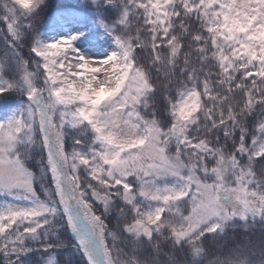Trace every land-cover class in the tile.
Segmentation results:
<instances>
[{"label": "snow or ice", "instance_id": "6c2138e0", "mask_svg": "<svg viewBox=\"0 0 264 264\" xmlns=\"http://www.w3.org/2000/svg\"><path fill=\"white\" fill-rule=\"evenodd\" d=\"M46 3L0 0V264H257L264 0H84L103 59Z\"/></svg>", "mask_w": 264, "mask_h": 264}, {"label": "rangeland", "instance_id": "374dc122", "mask_svg": "<svg viewBox=\"0 0 264 264\" xmlns=\"http://www.w3.org/2000/svg\"><path fill=\"white\" fill-rule=\"evenodd\" d=\"M74 36L78 37L74 43L77 50L93 59L105 58L114 47L111 39L100 25L92 26L80 15L61 16L56 22L45 28L41 40L53 43L71 39ZM16 111L11 106H3L0 102V122H6L7 118Z\"/></svg>", "mask_w": 264, "mask_h": 264}, {"label": "trees", "instance_id": "16d2710c", "mask_svg": "<svg viewBox=\"0 0 264 264\" xmlns=\"http://www.w3.org/2000/svg\"><path fill=\"white\" fill-rule=\"evenodd\" d=\"M63 15L73 16L80 15L85 18L92 26L100 25L99 19L96 14L85 5L84 0H47L46 7L42 10L39 17L36 19L35 24L39 29V38L41 39L42 34L45 28L56 22L58 18ZM4 47V41L0 39V49ZM0 51V55H2ZM14 103L10 106L13 109L18 110L22 100L20 97H13ZM3 123V122H0ZM115 222V221H114ZM251 236L253 245L255 246L253 251L255 254L252 256V259L260 264V261L264 260V255L259 251V232L255 234H249L244 231L243 228H237L234 232L229 233L228 244L229 246H234L240 242L247 241ZM228 249L226 248L225 251ZM247 251V249H246ZM163 259V257H161Z\"/></svg>", "mask_w": 264, "mask_h": 264}]
</instances>
